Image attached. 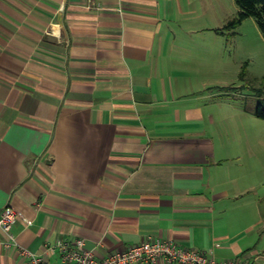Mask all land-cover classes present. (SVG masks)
<instances>
[{
    "label": "crops",
    "instance_id": "1",
    "mask_svg": "<svg viewBox=\"0 0 264 264\" xmlns=\"http://www.w3.org/2000/svg\"><path fill=\"white\" fill-rule=\"evenodd\" d=\"M211 9L0 0V210L17 211L20 247L58 263V239L102 257L161 238L264 260V138L222 122ZM0 239V264H29Z\"/></svg>",
    "mask_w": 264,
    "mask_h": 264
},
{
    "label": "rangeland",
    "instance_id": "2",
    "mask_svg": "<svg viewBox=\"0 0 264 264\" xmlns=\"http://www.w3.org/2000/svg\"><path fill=\"white\" fill-rule=\"evenodd\" d=\"M208 1L212 6L211 18L207 19L209 24L221 27L237 16L235 0ZM223 31L225 34L227 32L224 37L225 45L217 44L221 48L219 57L225 53L228 59L227 65L218 67L225 68V71L227 69L217 81V84L227 86L223 92H228L222 101L220 97L218 101V107L222 108L221 117L225 120L222 119V122L226 123L227 133L235 135V138H252L254 135L264 138V119L256 116L258 104L262 103L264 106V36L251 16L243 19L236 28ZM220 39L219 37L218 42ZM245 148L242 147L244 155L247 154ZM257 149L264 157V146Z\"/></svg>",
    "mask_w": 264,
    "mask_h": 264
},
{
    "label": "built area",
    "instance_id": "3",
    "mask_svg": "<svg viewBox=\"0 0 264 264\" xmlns=\"http://www.w3.org/2000/svg\"><path fill=\"white\" fill-rule=\"evenodd\" d=\"M16 216L17 211L12 205L4 206L0 210V228L7 235L6 245L16 246L22 253L29 256V264H158L159 262L175 264H264V260L217 258L198 248L181 246L173 240L161 238H150L139 243L129 244L125 248L97 257L91 249L85 246V241L81 237L73 240L58 239L50 245L49 249L51 251L57 250L60 257L58 263H50L20 247L17 238L11 231Z\"/></svg>",
    "mask_w": 264,
    "mask_h": 264
},
{
    "label": "trees",
    "instance_id": "4",
    "mask_svg": "<svg viewBox=\"0 0 264 264\" xmlns=\"http://www.w3.org/2000/svg\"><path fill=\"white\" fill-rule=\"evenodd\" d=\"M238 12L237 16L228 20L223 29L236 28L246 17H253L257 23L258 28L264 36V0H235ZM235 32L232 33L234 35ZM242 70L241 76L243 77ZM256 116L264 119V106L259 103L256 109Z\"/></svg>",
    "mask_w": 264,
    "mask_h": 264
}]
</instances>
